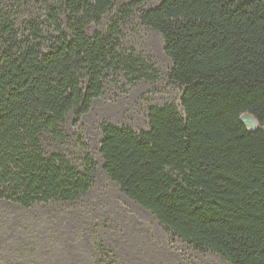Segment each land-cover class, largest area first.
Masks as SVG:
<instances>
[{
    "label": "trees",
    "instance_id": "trees-1",
    "mask_svg": "<svg viewBox=\"0 0 264 264\" xmlns=\"http://www.w3.org/2000/svg\"><path fill=\"white\" fill-rule=\"evenodd\" d=\"M133 20L161 37L178 108L148 106L139 132L101 123L102 172L196 252L264 264V0H0V205H73L92 188L87 145L63 126L108 83L158 81L126 42ZM89 241L88 264H119ZM42 250L29 239L5 264H44Z\"/></svg>",
    "mask_w": 264,
    "mask_h": 264
},
{
    "label": "rangeland",
    "instance_id": "rangeland-1",
    "mask_svg": "<svg viewBox=\"0 0 264 264\" xmlns=\"http://www.w3.org/2000/svg\"><path fill=\"white\" fill-rule=\"evenodd\" d=\"M159 1L144 0V8H152ZM30 11L41 13L37 3L26 5L22 13L26 16ZM125 35L127 44L154 64L158 81L133 86H125L123 81L118 85L108 83L77 127L73 126V117L67 116L64 132L67 136L81 134L95 164L94 185L73 205H46L29 211L0 205V264L11 263L18 244L29 239L38 245L41 242L44 264L51 258L56 264H88L92 250L89 236L99 238L114 250L119 264H226L211 253L196 252L168 234L153 216L121 194L101 170V123L139 132L147 128L148 106L171 104L178 108L180 97V89L167 80L171 62L163 52L159 34L133 20ZM70 148L76 153L75 147Z\"/></svg>",
    "mask_w": 264,
    "mask_h": 264
},
{
    "label": "water",
    "instance_id": "water-1",
    "mask_svg": "<svg viewBox=\"0 0 264 264\" xmlns=\"http://www.w3.org/2000/svg\"><path fill=\"white\" fill-rule=\"evenodd\" d=\"M240 123L248 130L254 131L257 128V121L249 114H242L239 118ZM128 199V198H127ZM132 202V201H131ZM134 203V202H132ZM135 204V203H134ZM139 209L144 212H147L145 209L141 208L137 204H135ZM148 213V212H147ZM151 215V214H150ZM152 216V215H151Z\"/></svg>",
    "mask_w": 264,
    "mask_h": 264
},
{
    "label": "flooded vegetation",
    "instance_id": "flooded-vegetation-1",
    "mask_svg": "<svg viewBox=\"0 0 264 264\" xmlns=\"http://www.w3.org/2000/svg\"><path fill=\"white\" fill-rule=\"evenodd\" d=\"M199 253V252H198ZM209 253V252H208ZM219 258V257H218ZM220 259V258H219ZM224 262V261H223ZM224 263H226V262H224Z\"/></svg>",
    "mask_w": 264,
    "mask_h": 264
},
{
    "label": "crops",
    "instance_id": "crops-1",
    "mask_svg": "<svg viewBox=\"0 0 264 264\" xmlns=\"http://www.w3.org/2000/svg\"><path fill=\"white\" fill-rule=\"evenodd\" d=\"M217 257V256H216ZM227 264V263H226Z\"/></svg>",
    "mask_w": 264,
    "mask_h": 264
}]
</instances>
